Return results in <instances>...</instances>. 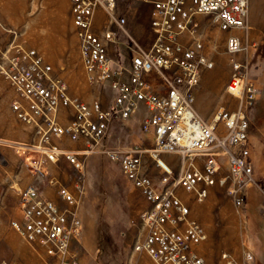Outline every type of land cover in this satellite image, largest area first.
Masks as SVG:
<instances>
[{"label": "built area", "instance_id": "1", "mask_svg": "<svg viewBox=\"0 0 264 264\" xmlns=\"http://www.w3.org/2000/svg\"><path fill=\"white\" fill-rule=\"evenodd\" d=\"M127 1L132 0H69L86 82L107 88L106 101L72 96L65 79L37 50L14 37L0 48V76L14 93L10 110L34 130L31 140L16 143V152L36 182L17 189L18 216L9 225L41 250L46 264H78L72 246L81 234L90 154L118 163L148 203L141 212L144 233L129 264H206L199 251L206 230L191 217L180 189L203 202L218 184L243 210L247 188L254 187L263 200L264 219V176L254 174L250 141L249 110L258 87L248 75L247 61L231 60L224 90L236 100L232 108L221 106L206 118L194 107L202 71L214 67L198 35L197 17L207 15L221 31L246 29L249 0H133L150 8L152 40L147 45L127 29L119 7ZM226 48L230 54L247 50L236 35L227 37ZM140 105L139 130L151 135L152 145L107 146L111 125L131 118ZM67 142L81 145L68 147ZM145 155L154 161L157 179L146 172ZM165 156L179 162V172ZM63 173L69 180H63ZM222 258L232 264L228 254ZM244 260L254 264L251 250H245ZM0 264L28 263L1 259Z\"/></svg>", "mask_w": 264, "mask_h": 264}, {"label": "rangeland", "instance_id": "2", "mask_svg": "<svg viewBox=\"0 0 264 264\" xmlns=\"http://www.w3.org/2000/svg\"><path fill=\"white\" fill-rule=\"evenodd\" d=\"M32 1L29 0L30 4ZM257 1L259 4H256L253 14L248 6L247 28L232 31L239 34L247 46V50L236 54L228 53L226 48V39L232 34L231 30H219L207 15L197 17L200 23L198 35L204 40L205 52L214 62V67L202 71L194 107L198 114L206 118L221 106L232 108L236 100L224 90L231 74V60H248V75L255 79L258 87L257 98L249 110L252 153L259 152L264 167V0ZM119 7L126 17L128 31L140 43L149 44L152 40L149 6L132 0L121 3ZM3 27L12 28L7 24ZM115 57L121 59L119 54ZM70 93L84 101H92L97 97L106 101L110 98L107 88L91 87L86 78L81 80L80 77L70 87ZM13 98L11 87L0 76V135L24 126L11 113L10 102ZM257 100L263 105L262 108L260 106L259 116H253L251 110ZM143 113L144 109L140 105L131 118L114 122L105 144L110 147H127L132 144L150 147L151 135L139 130ZM20 131L25 132L23 129ZM7 144L16 146V142ZM165 157L172 164L174 173L179 172V162L170 156ZM15 167L14 172L10 173L0 162V180L15 179L20 169L26 171L18 156ZM144 167L150 176L157 179L158 169L148 155H145ZM249 191L244 209L238 210L224 186H213L203 202H197L190 194L179 190L180 195L190 203L191 217L198 220L206 230L207 239L199 246L206 264H227L222 258L223 253L230 256L232 264H246V249L253 252L254 264H264L263 200L256 188L250 187ZM13 205V200L0 197V260L21 259L28 264H46L41 250L26 243L11 229L9 221L17 217ZM147 207L148 203L139 190L126 180L118 163L103 154H90L85 163V195L80 205L81 234L79 243L72 246L78 264H129L132 249L144 233L141 212Z\"/></svg>", "mask_w": 264, "mask_h": 264}, {"label": "crops", "instance_id": "3", "mask_svg": "<svg viewBox=\"0 0 264 264\" xmlns=\"http://www.w3.org/2000/svg\"><path fill=\"white\" fill-rule=\"evenodd\" d=\"M256 4H259L257 0L250 2L249 10L252 14ZM5 24L12 26V28L4 29L3 25ZM234 30L232 29L231 32ZM235 33L232 32L230 35H236L241 39L240 35ZM13 37L15 40L25 43L26 47L36 49L44 60L53 67L54 71L65 79L69 91L70 87L76 83V78L80 77L81 80L85 78L71 21L69 0H33L31 4L29 0H0V48L6 46ZM247 64L249 65L248 60ZM70 94L72 95V93ZM261 105H263L262 102L257 100L251 110L253 116H259ZM64 112L71 113L69 110H64ZM22 129L25 132L22 133L20 131ZM33 131L31 126L24 125L20 126L19 129L7 130L0 135V162L10 173H13L16 168L18 154L15 151L16 146L7 143L29 141L33 138ZM250 141L253 147L251 135ZM66 145L78 147L81 143L67 142ZM252 160L254 174L264 176V167L258 151L252 153ZM67 176L66 173L61 174L63 180H69ZM35 182V178L23 169H20L19 176L15 179L4 178L0 180V197L13 200L14 205L12 207L17 216V189ZM249 189L250 187L247 188V192L250 194ZM250 247L254 249L252 246Z\"/></svg>", "mask_w": 264, "mask_h": 264}, {"label": "bare ground", "instance_id": "4", "mask_svg": "<svg viewBox=\"0 0 264 264\" xmlns=\"http://www.w3.org/2000/svg\"><path fill=\"white\" fill-rule=\"evenodd\" d=\"M199 251H200V249H199ZM201 254V253H200Z\"/></svg>", "mask_w": 264, "mask_h": 264}]
</instances>
